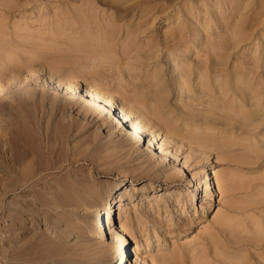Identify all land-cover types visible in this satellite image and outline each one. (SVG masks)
<instances>
[{"label": "bare ground", "instance_id": "obj_1", "mask_svg": "<svg viewBox=\"0 0 264 264\" xmlns=\"http://www.w3.org/2000/svg\"><path fill=\"white\" fill-rule=\"evenodd\" d=\"M36 1L0 0V264H104L110 238L113 253L107 264H168V259L172 264H241L242 242L253 248L256 262L264 261V210H250L264 206L263 189L240 200L235 189L243 188L245 173L236 171V178L227 166L221 172L212 164L197 170L192 166L209 158L213 146L225 147L229 154L241 146L243 153L231 159L228 153L226 158L214 150L220 154L218 160H230L238 167L256 164L250 154L258 155L257 160L261 154L259 160L264 157L263 148H256L264 145V31L257 30L259 19L249 14L254 1L76 0L80 6L74 1L78 5L74 11L64 12L70 14L65 15L69 20L59 23L57 18L52 26L46 22L55 17L48 15L44 23L51 28L42 23L45 29L33 30L28 19L12 20L15 23L8 26L7 13L19 12L24 18L23 11ZM162 20L166 28L159 31L156 27ZM52 47L75 55L53 58L56 48L51 52ZM46 53L54 60L50 62ZM64 64L65 68L74 65L78 75L66 77L70 68L66 76L63 72L56 77V71L62 70L58 65ZM79 73L91 78L80 81ZM21 75L27 79H20ZM120 82L132 89H118ZM170 95L176 107L169 108ZM74 110H78L75 117L70 113ZM108 114L111 117L106 118ZM180 121L189 124L184 127L188 135L177 133ZM197 121L201 124L192 126ZM94 126L98 131L92 139L89 128ZM106 130L112 138L102 136ZM114 132L121 134L120 139ZM144 141L147 146L142 148ZM119 146L125 148L122 160L132 149L144 151L145 160L134 166L136 171L142 168L146 175L152 172L170 183L183 179L192 186L188 192L160 191L159 198L145 203L149 217L162 216L169 204L171 210H179L181 204L198 208L196 201L203 209L206 204L212 208L213 226L204 228V242L197 245L192 242L198 238H193L183 249L159 248L150 262L140 252L160 246L158 241L135 239L131 248L133 226L142 220L136 208L127 207L130 202L124 203L132 200L128 183L122 181L105 192V186L92 180L96 171L107 173L111 164L119 162L113 160L116 154L110 158L107 153L113 160L107 161L110 166L98 163L106 161L101 155L106 147L120 153ZM79 161L90 163V170L80 166L76 172L57 175L66 163ZM246 179L245 184L250 180ZM249 183L248 189H253ZM220 197L226 211L216 209ZM7 198H11L8 203ZM81 207H89V214L88 210L80 214ZM234 209L245 215L241 221L238 214L235 221ZM43 223L48 230L40 226ZM50 228L60 240L48 237ZM246 228L250 230L243 235ZM73 233L80 240L66 243Z\"/></svg>", "mask_w": 264, "mask_h": 264}, {"label": "rangeland", "instance_id": "obj_2", "mask_svg": "<svg viewBox=\"0 0 264 264\" xmlns=\"http://www.w3.org/2000/svg\"><path fill=\"white\" fill-rule=\"evenodd\" d=\"M40 1V2H39ZM74 1H76V0H72V4L71 3H69V2H71L70 0L68 1V0H62V1H57V0H37L36 1V3H37V5H36V3L34 4V3H30V5L29 6H27L26 7V9L23 11V12H25V13H23V15H24V18H22V14L20 15V13L19 12H15V13H12V15L10 14V13H7L9 16H10V18L7 16V14H5L6 15V18L8 17V19H7V24H8V22H9V24H8V26L9 27H11V23H15V22H18V20L19 21H24V20H27L26 22L29 24V26H30V28L32 29L33 27H36V28H39L40 29V27L42 26V23H44V21L46 22V20H47V18H48V15H49V17H55V20H54V18H52L53 20H51V18H50V20H51V22H50V20H49V18H48V20H49V22H48V20H47V22L46 23H52V26H55V25H57L56 23H57V18H58V22L59 21H64V19H68L69 20V18H67L69 15L67 14L68 12L69 13H71V12H73L74 11V9H73V6H78L77 4H79V6H80V1H79V3H78V1H76L77 2V4H76V2L74 3ZM194 2H197L198 0H193ZM200 1V0H199ZM254 2H252V4L250 5L251 6V10H249L250 11V16H251V18H257V19H259V20H257L256 22H258L257 23V30L259 31V32H263L264 31V0H253ZM49 3V4H48ZM65 3V4H64ZM56 4V5H55ZM62 5V6H61ZM72 5V6H71ZM56 6H58V7H56ZM64 6V7H63ZM37 7V8H36ZM28 9V10H27ZM61 9V10H60ZM62 9H65L64 11L62 10ZM71 9H72V11H71ZM244 10V9H243ZM243 10H241V11H243ZM61 11H63L62 12V14L64 13V12H67V13H64L63 15L65 16V18H63L62 17V14H61ZM55 12H57V15H56V13ZM60 12V13H59ZM26 13H29V14H26ZM59 13V14H58ZM255 13H258V16H257V14H255ZM60 14H61V16H60ZM253 14H255L254 16H253ZM45 15V16H44ZM12 16H13V18H14V16H15V18L13 19L12 18ZM22 18V20H21V18ZM27 16V17H26ZM42 16V18H41V20H40V17ZM47 16V17H46ZM257 16V17H256ZM39 17V18H38ZM5 18V19H6ZM12 18V19H11ZM26 18V19H25ZM43 18H44V20H43ZM63 18V19H62ZM24 19V20H23ZM35 21V23L33 22V24L35 25H33L32 24V21L33 20ZM37 21H41L40 22V24H39V22H37ZM61 19V20H60ZM9 20V21H8ZM10 20H11V22H10ZM12 20H15V22H13ZM29 20H31V21H29ZM43 20V21H42ZM249 20H251V19H249ZM29 21V22H28ZM56 21V23H54ZM255 21V20H254ZM164 21L162 20V21H160L158 24H157V30H159V31H163V30H165V28H166V25H165V23H163ZM256 22H255V24H256ZM38 23V24H37ZM46 23H44L43 24V26L45 25V27L46 28H51V24H46ZM59 23H62V22H59ZM54 24V25H53ZM50 25V26H49ZM259 25V26H258ZM39 26V27H38ZM41 27V30H42V28L43 29H45V27ZM49 26V27H48ZM35 28V29H36ZM53 28V27H52ZM162 28V29H161ZM34 28H33V30H35ZM61 31V30H60ZM44 32V31H43ZM257 34V36L259 35V33L257 32L256 33ZM59 39H61V38H59ZM63 40H65L63 37H62V41ZM58 41H60L61 42V40H58ZM54 47H52V48H50L51 49V52L56 48H54ZM53 49V50H52ZM45 50V49H44ZM44 50H43V52H44ZM48 52L50 51L49 50V48L48 49H46ZM46 51V52H47ZM56 51V52H55ZM55 51H53L52 53H51V55H52V57H53V55L54 54H58L59 56H61L62 55V53L63 52H65L66 53V51H63L62 53H60V52H58V48H56L55 49ZM68 52V51H67ZM70 52V53H69ZM68 53H69V55H72V56H74L75 54H73V52L74 51H69ZM71 52H72V54H71ZM67 53V54H68ZM75 53V52H74ZM47 55L48 54H50V53H46ZM61 54V55H60ZM47 55H46V58H47ZM58 55H56V56H58ZM65 55V58H66V56H69V55H66V54H64L63 53V55H62V57H59V58H62L63 59V56ZM45 56V55H44ZM48 57H49V61L51 62V60L53 61L54 59V57L52 58L51 56H49L48 55ZM51 57V58H50ZM56 59L58 58V57H55ZM68 58V57H67ZM72 58V57H71ZM36 60V59H35ZM37 60H39V59H37ZM48 60L46 61V62H49ZM26 64V63H25ZM69 65V66H68ZM68 65H66L67 67L65 68V64L64 65H58V67L60 68V69H62V70H60L59 68V70H60V72L59 71H56L57 72V75H55L56 77H59V76H63V74L65 73V75L64 76H66L67 74V69H68V71H69V69L71 68V71L73 70V72H71V71H69V75H67L66 77H68V78H71L72 79V77L71 76H74V73H76L77 75H78V73L77 72H75L76 70H75V68H74V65H73V67L70 65V64H68ZM18 66H20V64H18ZM71 66V67H70ZM62 67V68H61ZM64 67V68H63ZM21 68V67H20ZM57 69V70H58ZM20 70H23L22 68L20 69ZM75 70V71H74ZM78 71H82V73H83V71L84 70H81V69H79ZM85 71H87V70H85ZM85 71H84V73H85ZM64 72V73H63ZM12 73V72H11ZM11 73H9V75H11ZM58 73L60 74V75H58ZM70 73L71 74H73V75H70ZM86 74H89V72L88 73H86ZM9 75L7 76V77H9ZM13 75V74H12ZM79 75H80V73H79ZM84 74H81L80 76H81V78L79 77V80L81 81V80H83V78H91V76H86V75H84ZM89 75H91V74H89ZM22 76V77H21ZM19 78L20 79H23V75H21ZM25 78L27 79V77H24V81H25ZM4 80V79H3ZM109 80H111V77H110V79ZM121 83V82H120ZM118 84V86H116L118 89H119V87H121L120 89H123V86L124 87H126V85H123V82L121 83V84ZM51 86V85H50ZM129 86H127L126 88H128ZM49 88H51V87H49ZM130 88V87H129ZM132 88H130V90H131ZM129 90V89H128ZM172 95H170L168 98L170 99H168L169 101H170V106H169V108L170 107H173L174 105H175V107H176V103L174 102V99L171 97ZM51 103V102H50ZM49 103V105H51ZM76 112V110H74V112H70L71 114L73 113V115H74V117H75V114H77V112H78V110H77V112ZM73 115H71L70 116V114L68 115V117L70 118V117H73ZM79 115H76V118L75 119H77V118H79L78 117ZM110 116L111 117V115L110 114H108V115H105V117L106 118H108V117ZM180 120H183L184 121V119H182V118H179ZM76 121H81V119H77ZM183 121H180L179 123H178V126H179V131L177 132L178 134L180 133H184V134H181V136H183V135H186L187 133H189V129H186V128H184V127H187V125L189 126V124H184V122ZM181 122H182V124H181ZM201 124V121H197V123L196 122H194V124L192 125V126H197V125H200ZM213 124V123H212ZM211 124V125H212ZM219 124V123H218ZM181 125V126H180ZM185 125V126H184ZM217 126H219V125H217ZM183 127V128H182ZM90 129V133H91V138L93 139L94 137L93 136H95V134H97V132H94V131H98V129H95V126L94 127H91V128H89ZM182 129V130H181ZM184 129H186V131L184 130ZM181 130V131H180ZM98 133H101V131H99ZM110 133V132H109ZM108 132H107V130L103 133L102 132V136H105L106 138H107V136H108V138L110 139V138H112V136L109 134ZM89 134V133H88ZM106 134H107V136H106ZM216 134H218V133H216ZM101 135V134H100ZM112 135H114L115 137H116V139H120V135L121 134H118L117 132H114V133H112ZM188 135V134H187ZM104 137V141H106L107 140V142H108V140L109 139H106ZM80 138V137H79ZM90 139V138H89ZM92 139H90V141H92ZM79 140V139H78ZM77 141V140H76ZM81 141V140H80ZM75 142V141H74ZM73 142V143H74ZM136 142H137V140H136ZM160 143L162 142L161 140L159 141ZM80 143V142H79ZM78 142L76 143H74V144H78V145H80ZM145 143V141L144 142H142V146H144V147H142V148H145L146 146H147V141H146V144H144ZM261 144H259V145H256V148L258 147V151H261V150H259V148H263V150H264V145L262 144L261 146H260ZM72 146H74L73 144H72ZM233 146V145H232ZM232 146L231 147H226V148H228V149H226V150H229V149H231L232 148ZM217 147H219V146H217ZM217 147H214L213 146V148L214 149H209L210 151L209 152H211L212 150V152H211V155H210V157L209 156H207V157H209V158H207V159H204L201 163H199V164H193L192 166H194L195 167V170H197V168L200 166V165H204V164H212V166H214L215 167V170H218V172L220 171L221 172V170L222 169H226V166L229 168V170H233V174L235 175V177L236 178H238L237 177V173L239 172V174H241L240 172H242V176H243V173H245L244 174V176L246 177V175H248L249 176V178H247L249 181H248V183H249V187H250V184H252L251 186H254L253 187V189H252V187H250V189H248V183H246L245 184V177H243L244 179V182H242V183H244V185H243V188L244 187H247V189H243V188H240V189H238V188H236L235 190H239V191H236V193L237 194H240L241 193V195H238V196H241V197H238V199H240V200H242L245 196H247V195H249L251 198H252V194L254 195L255 193L254 192H257L259 189L261 190V188L263 189V190H261V191H264V157L262 156V158H261V160H259L260 159V157H261V155H260V157H259V159L257 160V156H256V154H250V155H254L253 156V161L255 162L256 161V164L255 163H253V165L251 164V166L250 165H248V166H244V165H239V167H238V164L236 163V161H235V163H236V165L234 164V162H232L231 161V163H233V164H231V163H229L230 162V160H229V162H228V160H223V159H221V160H218V158L217 157H219L220 156V154H222L221 156H223L224 154L223 153H225L226 151H225V147H224V149L222 150L220 147H219V149L217 148ZM234 147H236V145H234ZM239 147H240V149H239ZM185 148H187V147H185ZM217 150H216V149ZM223 148V147H222ZM237 148V149H236ZM235 149H233V151L235 150V152H232V154H229V153H231L230 152V150L227 152L229 155H228V157H230V158H228V159H231V156H238L237 154H242L243 153V151L241 150V146H237ZM106 149V150H105ZM104 150L105 151H100V152H102L103 154H106L107 156H105L104 155V157H103V154L101 153V155H102V158L103 159H105L106 161H100V162H98V163H102L101 164V166L103 165V167L105 168V167H107V166H110V165H108V162L109 161H111L110 159L108 160V154H109V156H110V158H112V157H114L115 156V154H116V156L113 158V160H119V162L116 164V163H113V164H111V169H109L108 170V172L107 173H103V172H101L100 174L98 173L99 172V170H98V172L96 171L95 173H94V179H92L94 182H98V184H100L101 183V185L104 187V191L105 192H107V190H109L111 187H113V186H115L116 184H119L120 182H122V181H124V182H127L128 184H127V186H129L130 188H128V191L130 192V194L132 195V200L131 201H129V200H125L124 201V203H128V202H130L131 204L130 205H127V207H130V206H133L134 207V209L136 208V210H138L139 211V218L142 220L141 221V225H139V226H137V224L135 223V225L133 226V231H132V235H134V238H132V240H130L129 241V244L131 245V248L133 249L134 247H135V239H139V240H149V241H151V243L153 242V241H158L159 243L158 244H160V246H151L150 247V250H148V251H146L145 252V250L144 251H142V252H140L141 254H142V256H144V257H146V259H147V261H151V258H152V256H154L155 254H157V250H159V248H161V249H165V250H170L171 251V249H183L184 248V246L186 245V243L189 241V240H192L193 238L194 239H196V238H198L197 239V241L195 240L194 242H192V243H195L196 244V242H197V245L200 243H202V242H204L205 241V239H203V237H205L206 235H203L204 233H203V230H204V228L206 227V226H213L212 225V223H213V212H212V208L211 207H209L208 206V204H206V203H208V201L207 200H205V199H203V201L204 202H206L205 204H206V206H205V209H203V206H201L199 203H201V202H197L196 201V203H198V208H197V206H194V207H191V208H189V209H187V206L185 207V206H181V205H183V204H181V205H179L178 206V208H179V210H171L172 208H173V205L172 204H169L170 205V207H168V208H166V210H168L167 211V213H166V210H165V207L163 208V213H162V216H161V214H160V217H157V213H155L154 214V216H156V217H154V216H151V217H149L148 216V214H146V210H145V203H147V201L149 200V199H152L153 197H155V198H159V195L161 194V192L160 191H164V190H166V189H183V190H185L186 192H188L189 191V189H191V187L192 186H187V185H185V183H184V181H183V179H179L178 181H176V182H173V183H170V182H168L167 180H165V178H159L158 176H157V174L155 175L154 173H147V175L145 174V173H143V172H145V171H143L142 170V168H138V170L136 171V169L134 168V166H136L137 167V165L139 164V163H142V162H144V160L145 159H142V156L141 155H143L144 153V151L142 152L141 150H136L135 152H134V149H132L131 151V155L130 154H128L127 153V158H123V160H122V157H125L126 156V153H125V148H124V150H123V148H120V146H119V149H121V151H119L120 153H113L114 151H113V149H112V151H108L109 150V147L107 148H105ZM108 149V150H107ZM127 150L129 149V148H126ZM221 149V150H220ZM239 149V150H238ZM101 150H103V149H101ZM218 152L219 153V151H220V154H219V156H218V154L215 152ZM124 151V152H123ZM190 151V149H188V151L187 152H189ZM222 151H224V152H222ZM236 151H237V153H236ZM250 151H252L253 152V150H250ZM104 152H106V153H104ZM109 152H111V154L109 153ZM141 152L143 153V154H141ZM239 152V153H238ZM240 152H242V153H240ZM108 153V154H107ZM132 153H133V155H132ZM139 153V154H138ZM227 153H225L226 154V158H227ZM111 155H113L112 157H111ZM118 155V156H117ZM264 155V154H263ZM131 156V157H130ZM135 156H141L139 159H137V160H132ZM107 157V158H106ZM119 158V159H117V158ZM131 159H130V158ZM143 157H145V156H143ZM116 158V159H115ZM222 158V157H221ZM102 159V160H103ZM112 160V161H113ZM128 160V161H127ZM130 160V161H129ZM108 161V162H107ZM120 161H121V163L123 164H121L120 163ZM142 161V162H141ZM107 162V165L105 164ZM125 162V163H124ZM171 163L172 162H170V165H171ZM104 165H106V166H104ZM168 165H169V163H168ZM169 165V167H171L172 168V166H170ZM80 166H83V168H85L86 170H90V167L92 166L90 163H86V162H84V161H79V162H76V163H73V164H69V163H66L65 165H64V167H62V169H61V171L57 174L58 176H60L61 174H63V173H66V172H76V171H78V169L80 168ZM99 167V168H101V169H103V167ZM120 166V167H119ZM145 166V165H144ZM143 166V167H144ZM232 166H234L233 168H232ZM237 166V167H236ZM242 168H241V167ZM244 166V167H243ZM168 167V168H169ZM238 168V170L236 169V168ZM96 168H98V167H96ZM171 168H169L170 170H173V169H171ZM227 168V169H228ZM100 169V170H101ZM134 169H135V171H134ZM144 169V168H143ZM226 169V170H227ZM236 169V170H235ZM242 169V171H240ZM142 170V171H141ZM235 170V171H234ZM244 170V171H243ZM101 171H103V170H101ZM223 171V170H222ZM236 171H238V172H236ZM142 172V173H141ZM157 172H158V170H157ZM160 172V171H159ZM235 172H236V174H235ZM153 174V175H152ZM155 175V176H154ZM148 176V177H147ZM239 176V175H238ZM241 176V175H240ZM240 176H239V178H240ZM158 177V178H157ZM183 178H184V176H183ZM246 179V180H247ZM242 180V181H243ZM238 181V180H237ZM100 182V183H99ZM247 182V181H246ZM104 183V184H103ZM109 186V187H108ZM242 189V190H241ZM257 189V190H256ZM234 190V191H235ZM244 192V193H243ZM243 193V194H242ZM258 193V192H257ZM256 193V194H257ZM234 194V193H233ZM237 194L235 195L234 194V196H237ZM251 194V195H250ZM154 195H156V196H154ZM242 196H243V198H242ZM248 196V197H249ZM256 196V195H255ZM255 196H253V197H255ZM248 197H245V198H248ZM236 198V197H235ZM235 198H234V201H235ZM242 198V199H241ZM11 198H7V202L6 203H8V201L10 200ZM237 198H236V200H238ZM223 201H224V203H225V200H223L222 199V197H220V199H218V202H217V207H216V209L218 208H220L221 210L223 209H226V205L223 203ZM236 202H238V201H236ZM238 205V204H237ZM123 206V205H122ZM253 206V205H252ZM254 207L255 206H253V207H250V210L253 208V210L252 211H256V212H258V211H260V210H264V206H259V207H257V209L256 210H254ZM238 208V207H237ZM246 208V207H245ZM244 208V210H246V211H249V209H245ZM247 208H249V206L247 207ZM261 208V209H260ZM239 209V208H238ZM260 209V210H259ZM60 210H61V208H60ZM82 210V211H81ZM87 210H88V212H87ZM89 210H90V208L88 207H86L84 210H83V208L81 207L80 209H79V212H80V214L82 213H86L87 212V214H89ZM195 210H197V212L195 213L194 211ZM227 210V209H226ZM226 210H224V211H226ZM233 210V209H232ZM235 210V209H234ZM86 211V212H85ZM133 211V210H132ZM241 211V210H240ZM251 212V211H250ZM250 212H248V213H250ZM161 213V212H160ZM232 213V215H233V212H231ZM235 215H233V216H235L236 218H235V221H236V219L238 218L237 217V214L240 216L238 219L241 221L242 220V218H244L245 217V215L242 213V212H237V210H235ZM242 213V216L240 215ZM252 213V212H251ZM254 213V212H253ZM167 214H169V216H166ZM2 214H0V224H1V219H3V217L1 216ZM117 216V215H116ZM241 218V219H240ZM117 219V218H116ZM238 219H237V221H238ZM37 221H41V219H37ZM236 221V222H237ZM43 222V221H42ZM41 222V223H42ZM212 222V223H211ZM28 224V225H27ZM231 224H234V221L231 223ZM26 225L29 227H31L30 229H33V225L32 224H30V223H26ZM39 226V225H38ZM40 226H42L43 227V229L45 228V230H48V227H44V223L43 224H40ZM62 228L65 230V228L64 227H62V226H60V228H59V230H62ZM40 230H41V228H40ZM51 230V231H50ZM55 230V229H54ZM53 230V228H50L49 229V231H50V233L48 234L49 236L48 237H50L51 236V238L50 239H52V240H60V238L58 237V236H55V235H57L58 233H56V230L54 231ZM250 229L249 228H246L245 230H244V232L242 233L243 235L245 234V233H247L248 231H249ZM53 232V233H52ZM142 232V234L144 233V235H142V237H141V235H140V233ZM56 233V234H55ZM53 235V236H52ZM239 235L241 236V234H239L238 233V237H239ZM77 236V237H76ZM94 235L92 234V239L94 238L93 237ZM56 237V238H55ZM136 237V238H135ZM231 237H232V235H231ZM237 237V238H238ZM58 238V239H57ZM232 238H234V236L232 237ZM232 238H230L231 240H232ZM240 238V237H239ZM68 240V241H67ZM67 240H64L66 243H75V242H77L78 240H80V238H78V234H76V233H73V234H71L70 236H69V238H67ZM75 241V242H74ZM95 241V240H94ZM106 242H108V244L107 245H109V247H108V251L106 252V259L103 261V263L104 264H107L108 263V260H109V256H112V253H113V250H111V238L110 239H106ZM244 242H242L239 246L244 250L245 249V251H243V254H244V257H242L241 259H240V261H239V263H241V264H245V262L246 263H248V264H264V261H261V262H259V261H257V262H259V263H257L256 262V253L254 252V254H256L255 256H254V254H253V248H251V247H249V246H247L246 247V244L244 243ZM245 245V246H244ZM242 246H244V247H246V248H244V247H242ZM247 248H248V250H247ZM229 251H233L232 249H230ZM258 253V252H257ZM129 254V253H128ZM136 253L135 252H133L132 251V255H130L131 256V259H132V261H134L135 260V255ZM169 260V261H168ZM167 260V262H168V264H172V262L170 261L171 259H168ZM173 261V260H172Z\"/></svg>", "mask_w": 264, "mask_h": 264}]
</instances>
